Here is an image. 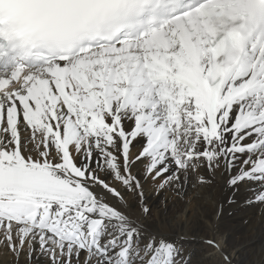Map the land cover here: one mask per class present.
Wrapping results in <instances>:
<instances>
[{
    "label": "snow or ice",
    "instance_id": "1",
    "mask_svg": "<svg viewBox=\"0 0 264 264\" xmlns=\"http://www.w3.org/2000/svg\"><path fill=\"white\" fill-rule=\"evenodd\" d=\"M217 177L264 212V0H0V264H192L145 186Z\"/></svg>",
    "mask_w": 264,
    "mask_h": 264
},
{
    "label": "bare ground",
    "instance_id": "2",
    "mask_svg": "<svg viewBox=\"0 0 264 264\" xmlns=\"http://www.w3.org/2000/svg\"><path fill=\"white\" fill-rule=\"evenodd\" d=\"M145 187L153 224L192 237L186 242L193 252L192 264H222L217 249L203 242L207 239L223 246L232 256V264H264V212L241 203L225 205L218 214L224 200L219 177L212 184L188 187L183 196L171 190L155 195L151 182Z\"/></svg>",
    "mask_w": 264,
    "mask_h": 264
},
{
    "label": "rangeland",
    "instance_id": "3",
    "mask_svg": "<svg viewBox=\"0 0 264 264\" xmlns=\"http://www.w3.org/2000/svg\"><path fill=\"white\" fill-rule=\"evenodd\" d=\"M243 261L245 260V258L242 259Z\"/></svg>",
    "mask_w": 264,
    "mask_h": 264
}]
</instances>
